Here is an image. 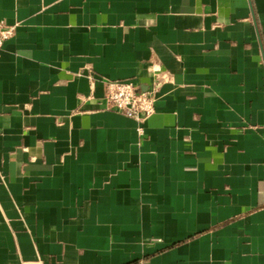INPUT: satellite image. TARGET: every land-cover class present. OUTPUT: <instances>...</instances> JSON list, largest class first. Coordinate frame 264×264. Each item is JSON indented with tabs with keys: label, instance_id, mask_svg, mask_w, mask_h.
Returning a JSON list of instances; mask_svg holds the SVG:
<instances>
[{
	"label": "crops",
	"instance_id": "crops-1",
	"mask_svg": "<svg viewBox=\"0 0 264 264\" xmlns=\"http://www.w3.org/2000/svg\"><path fill=\"white\" fill-rule=\"evenodd\" d=\"M0 264H264V0H0ZM171 79L139 121L105 79Z\"/></svg>",
	"mask_w": 264,
	"mask_h": 264
},
{
	"label": "built area",
	"instance_id": "built-area-1",
	"mask_svg": "<svg viewBox=\"0 0 264 264\" xmlns=\"http://www.w3.org/2000/svg\"><path fill=\"white\" fill-rule=\"evenodd\" d=\"M17 25L0 20V49L14 35ZM152 81L146 89L132 79H105V107L115 108L139 121L138 131L143 132L141 122L151 115L156 107L161 86L171 79L170 73L159 62L151 65Z\"/></svg>",
	"mask_w": 264,
	"mask_h": 264
}]
</instances>
